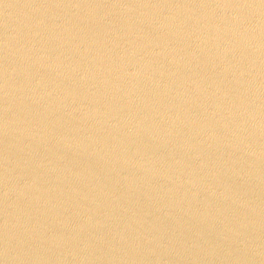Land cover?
Listing matches in <instances>:
<instances>
[{"label":"water","instance_id":"obj_1","mask_svg":"<svg viewBox=\"0 0 264 264\" xmlns=\"http://www.w3.org/2000/svg\"><path fill=\"white\" fill-rule=\"evenodd\" d=\"M0 264H264V0H0Z\"/></svg>","mask_w":264,"mask_h":264}]
</instances>
